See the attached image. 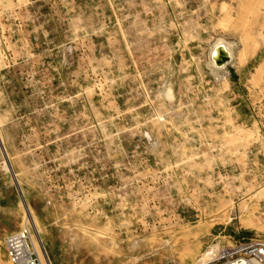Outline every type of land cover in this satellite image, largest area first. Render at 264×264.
<instances>
[{
    "label": "rangeland",
    "instance_id": "rangeland-1",
    "mask_svg": "<svg viewBox=\"0 0 264 264\" xmlns=\"http://www.w3.org/2000/svg\"><path fill=\"white\" fill-rule=\"evenodd\" d=\"M263 208L264 0H0V264H204Z\"/></svg>",
    "mask_w": 264,
    "mask_h": 264
},
{
    "label": "built area",
    "instance_id": "built-area-1",
    "mask_svg": "<svg viewBox=\"0 0 264 264\" xmlns=\"http://www.w3.org/2000/svg\"><path fill=\"white\" fill-rule=\"evenodd\" d=\"M264 211V208H263ZM33 229L22 227L5 239V248L11 264H43L33 240ZM205 264H264V237H255L210 254Z\"/></svg>",
    "mask_w": 264,
    "mask_h": 264
},
{
    "label": "bare ground",
    "instance_id": "bare-ground-1",
    "mask_svg": "<svg viewBox=\"0 0 264 264\" xmlns=\"http://www.w3.org/2000/svg\"><path fill=\"white\" fill-rule=\"evenodd\" d=\"M219 46H221L222 47V49L225 51V52H229V53H232L233 52V49H234V47H233V45L230 43V42H219ZM218 46V47H219ZM214 55H217L218 54V50H217V48L214 50ZM216 70V69H215ZM216 71H218V70H216ZM219 72V71H218ZM171 93V96L173 95L172 94V92H170ZM37 234V233H36ZM36 238V237H35ZM37 240V242L36 241H34V244H35V246H36V249H37V251H38V253H39V255H40V257H41V259H42V263L43 264H50V262L48 261V259H47V257L45 256V254H44V248H43V245L41 244V242H40V239H36ZM210 255V254H209ZM209 257V256H208ZM209 260V259H208ZM207 262V260L205 261V263ZM204 263V264H205Z\"/></svg>",
    "mask_w": 264,
    "mask_h": 264
},
{
    "label": "water",
    "instance_id": "water-1",
    "mask_svg": "<svg viewBox=\"0 0 264 264\" xmlns=\"http://www.w3.org/2000/svg\"><path fill=\"white\" fill-rule=\"evenodd\" d=\"M217 50H218V54H219V57L220 59H217L214 55L213 59L214 61L217 60V63L219 64L220 67H224L225 65H227L229 62H230V53L229 52H225L221 46L219 47H216Z\"/></svg>",
    "mask_w": 264,
    "mask_h": 264
}]
</instances>
